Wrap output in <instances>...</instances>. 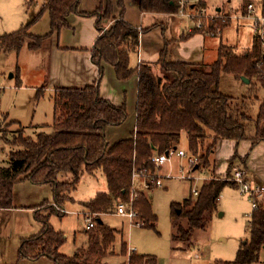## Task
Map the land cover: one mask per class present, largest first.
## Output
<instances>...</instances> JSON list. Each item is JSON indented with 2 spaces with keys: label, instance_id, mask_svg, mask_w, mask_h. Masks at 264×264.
<instances>
[{
  "label": "trees",
  "instance_id": "16d2710c",
  "mask_svg": "<svg viewBox=\"0 0 264 264\" xmlns=\"http://www.w3.org/2000/svg\"><path fill=\"white\" fill-rule=\"evenodd\" d=\"M132 1L141 13L177 15L179 8L178 0ZM80 2L25 0L26 9L37 5L38 11L18 30L0 36V53L19 52L26 40L29 51H39L54 34L69 26L68 17L71 14L95 16L100 32L102 22L111 18L112 1L105 0V6L93 13L79 12ZM117 5L122 9L119 18H114L112 25L99 35L91 50V60L99 68L96 81L80 89H55L51 97L52 131L49 134L40 132L34 139L24 137L23 131L14 135L8 143L20 149L9 153L7 166H0V210L12 208L13 187L18 182L48 185L53 193L52 204L59 207L64 201H72L70 194L76 190L84 173L92 176L101 173L107 191L99 192L92 199L79 204L93 217L95 228L86 230V246L67 256L59 252L65 242L63 233L50 227L49 215L41 216L35 213L34 208L36 220L42 228L38 235L20 240L18 261L47 258L52 264H107L106 258L113 255L117 232L102 222L98 223V220L104 214L113 213L117 202L129 201L133 170L145 173V181L151 180L156 172L151 158L177 150L183 136L189 153L199 161L197 168L200 162L208 167L209 158L222 140L233 141L236 145L248 140L252 144L264 143V128L261 125L264 121V101L259 106L253 125L254 134L249 138L247 131L251 117L237 104V99L220 91L222 74L243 77L250 83L256 77L264 88V59L257 42L253 41L251 48L240 54L235 53L232 46L220 44L215 61L206 64L171 60L169 42L165 41L155 67L147 63L131 67L130 55L137 52L142 31L123 19V0H118ZM204 7L203 2L197 5L200 9ZM45 13L49 17L48 32L43 36L31 35L29 29ZM227 20V16L223 22L216 19L208 28H222L227 25ZM203 32V29L196 31L198 34ZM103 65L113 68L118 83L126 84L133 78L137 80L133 131L127 138L113 143L107 141L106 131L120 127L126 121L127 112L124 103L114 105L100 94ZM40 91L37 90V99L42 96ZM237 156L234 152L228 161V175ZM239 158L244 166L247 155ZM227 182L212 178L201 185L194 199L190 197L182 203L170 205L176 233L181 240L189 238L195 229L208 227ZM131 203L136 212V220L132 224L154 229L157 217L145 194L138 193ZM180 220L186 221V230L181 227ZM247 231L248 240L240 243L235 260L226 264H251L257 261L259 251L264 246L263 203H259L256 210L252 209ZM120 253L125 256V244H121ZM121 264H156V261L130 253Z\"/></svg>",
  "mask_w": 264,
  "mask_h": 264
},
{
  "label": "rangeland",
  "instance_id": "374dc122",
  "mask_svg": "<svg viewBox=\"0 0 264 264\" xmlns=\"http://www.w3.org/2000/svg\"><path fill=\"white\" fill-rule=\"evenodd\" d=\"M11 1L17 2L14 4L17 12L14 22L7 18L8 3ZM23 1L0 0V36L18 30L29 22L30 16L38 11L39 6L37 5L26 9ZM117 1H113V7L115 14L118 12L119 15L122 9L117 5ZM126 1L123 0V14ZM200 1L205 4L204 9L195 6L187 11L193 16L191 20L180 16H177L176 19L182 23V27H190L191 31L188 33H191L190 35L198 34L196 33L197 29L204 30L202 33L205 37L203 63L209 64L215 61L217 48L220 44L232 46L237 54L243 53L251 47L253 32L247 21L227 20V25L222 28L216 26H213L211 30L208 28V25H211L216 19L223 22L225 13L239 11L248 0ZM100 3L99 7L105 6V0ZM217 8H220L219 12H215ZM20 23L22 24L20 25ZM106 29L104 26L101 31L104 32ZM48 30L49 17L45 13L39 21L31 26L29 33L33 36H43ZM52 43L53 37L44 43L39 51L33 52L28 50V41L26 40L19 52L0 53V166L2 167L7 166L9 153L20 149L17 145L8 143L14 135H19L23 131L24 137L34 139L40 132L49 134L52 131L53 103L46 91L47 83L44 81L46 79L40 69V63L48 54ZM132 62H134V58L131 60ZM252 87L254 90L250 91ZM37 90H42L40 91L42 96L38 99L36 98ZM220 91L226 96L237 99V104L251 117L247 133L248 137L252 138L258 109L264 101V88L260 86L256 77L252 78L251 83L245 84L241 78L222 74ZM125 97L127 98L129 117L121 129L130 130L134 109L133 84L128 86ZM261 125L264 128V121L261 122ZM227 141L229 140L218 142L214 153L209 158L208 167H204L200 162L199 168H195L188 174L193 167L190 169L187 163V156L190 153L183 136L178 149L185 152L186 158L172 156L168 163L158 169L157 173L162 177V187L155 188L151 184L147 188L143 182L138 186L139 191L143 189L142 192L150 203L153 214L157 217L154 229L135 226L130 218L121 217L115 212L101 216L105 226L117 232L113 245V251L115 250L116 254L107 257L105 263L120 264L122 258L124 259L130 253L129 249L140 254L154 255L157 264H221L234 261L240 243L249 238L247 225L252 206L250 200L243 196L239 188L233 184L235 172L242 170L239 158L241 156L238 155L239 157L234 158L230 174L228 175V171L226 172L228 158L235 145V142L232 141L234 144L232 145ZM240 146L238 153H240ZM166 175H170L171 178H165ZM181 175L193 177L196 180L191 182L187 179H180ZM212 178L229 182L221 191L216 205L217 210L211 215L208 229L195 234L196 245L194 247L176 250L177 243L174 242L176 225L171 217L170 205L182 203L190 197L194 199L195 196L191 193V189L197 187L199 191L201 185ZM106 191L105 178L101 173H96L93 176L84 173L76 190L70 194L74 202L64 201L59 207H55L52 204L53 193L48 185H34L29 181L16 183L13 187V207L0 210V264H52L47 258L31 261H18L17 259L20 240L36 236L41 231L42 225L36 220L34 208L37 211L35 213L41 216L49 215L48 224L53 230L66 235L65 242L59 249L61 254L71 256L80 247H85L88 240L85 217L92 216L79 204L88 201L98 192ZM61 210H65L67 213H63ZM122 243L127 244V246L125 245V256L120 253ZM258 260L259 262L255 261L251 264H264V247L260 250Z\"/></svg>",
  "mask_w": 264,
  "mask_h": 264
},
{
  "label": "crops",
  "instance_id": "0c3cea01",
  "mask_svg": "<svg viewBox=\"0 0 264 264\" xmlns=\"http://www.w3.org/2000/svg\"><path fill=\"white\" fill-rule=\"evenodd\" d=\"M102 1L103 0H81L78 6V10L79 12L93 13L99 8V6L101 5V3L99 4V2ZM113 1L114 0H112V4ZM15 2L16 1L9 2V7L7 9V18L12 22H14V18L17 15L15 9L16 6L14 8ZM23 2H25V0ZM113 6V13L111 15V18L107 21L102 22V26H105V28H108L112 25L114 18H119L118 12L117 14H115V9ZM17 8H19L18 5ZM219 11L220 8H217L215 12ZM230 13L233 12H229L227 14ZM122 17L128 24L142 31L139 36L137 52L135 54L130 55L131 67H136L139 63H147L155 67L159 59L160 53L165 45V41L169 42L168 51L169 58L171 60L177 62L203 63L205 37L202 34H188L191 31L189 29L190 27H182V23H180V21L176 19L177 15L163 13H141L132 0H127L125 12ZM21 24L22 23H20V25ZM68 24L69 26L67 28L60 30L57 34H54L52 36L53 43L51 44L50 50L43 59V61H41L40 63V69H42L43 71L42 75L46 79L44 81L47 83L46 91L49 93L50 97H52L51 94H53L54 90L57 88H84L88 85L93 84V82L96 81L99 76V68L94 65L91 60V50L94 47L97 38L101 34V31L99 32V28L97 27L96 18L90 15L81 16L79 14H71L68 17ZM184 36L187 37L183 38L182 40H179L181 37ZM252 38L253 43L254 37L252 36ZM133 58L134 62L131 63V60H133ZM136 82V78H133L126 84L118 83L115 79L113 68L109 65H103L102 78L99 84V92L105 99L109 100L114 105H121L122 103H124L128 118L129 111L127 108V98L125 97V95L127 94L128 86L130 84H133V105L135 108ZM134 117L135 114L133 109V122L130 130L121 129L122 125L126 121L120 127L108 129L106 131L107 141L113 143L115 141L127 138L131 131H133ZM227 142L234 145L232 141ZM241 143H239L238 145H234L233 152L232 154H230L228 159L233 156L234 152L241 156V158L247 155L244 166L241 165L245 179L252 184H257L259 186L264 187V143L260 142L257 144H252L251 141L248 140L244 141L243 145L240 146ZM239 146L240 153H238ZM248 146L251 147L249 148ZM227 168L228 167L226 166V172ZM226 172L224 173V175L226 174ZM191 182L193 181L191 180ZM138 186L139 184L137 185L138 193L141 192L144 194V192H142L143 189H140L139 191ZM121 202L123 203V201H119L116 203V205ZM124 203L126 202L124 201ZM116 205L113 212H115ZM219 214L221 215V213ZM100 220L102 223H104L102 218ZM179 222L181 227L186 230V221L180 220ZM174 223L176 225L175 221ZM207 229L208 227L204 229L193 230L191 236L185 241L181 240L176 233V235H174V242L177 243V247L175 249L185 250L194 247L196 245L194 238L195 234L202 231L205 232L207 231ZM65 236L66 235L63 233V238ZM122 244H125L127 246L126 243ZM134 253L154 258L157 264V259L154 255L140 254L136 251ZM115 254L116 253L114 250L113 255ZM258 259L257 262H259ZM145 260H147V258H145ZM124 261H126V257L124 259L122 258L120 264Z\"/></svg>",
  "mask_w": 264,
  "mask_h": 264
},
{
  "label": "built area",
  "instance_id": "2783aa9c",
  "mask_svg": "<svg viewBox=\"0 0 264 264\" xmlns=\"http://www.w3.org/2000/svg\"><path fill=\"white\" fill-rule=\"evenodd\" d=\"M201 2L200 0H178L179 8L177 12V16L181 18H188L191 20V14L187 11L191 10L193 7L197 6ZM229 18V21H247L250 23L252 28L254 41L257 42L260 47L261 53L264 59V0L258 1H247L239 11H234L233 13L227 14L225 13L224 17ZM102 32V31H101ZM264 75V71H263ZM176 156L179 158H186V154L183 150H170L165 154L154 155L151 158V162L154 165L156 172L155 175L151 178V180L145 181V173L142 171H134L132 172V187L130 192V201L126 203H118L116 205L115 214L121 217H128L134 222L136 220V212L133 210L131 206L132 200L138 195L137 185L142 182L146 185L147 188L150 187L151 184L154 185L155 188L162 187V177H160L157 173L158 169L162 167L164 164L170 161V157ZM187 163L189 168L191 169L188 174L194 171L197 167L198 160L197 158L190 154L187 156ZM191 176V175H190ZM165 178H171L170 175ZM180 179L187 180H196V178H191L189 176L184 177L181 175ZM147 181L149 184H147ZM233 184L239 188L240 193L250 200L251 206L253 210H256L259 203L264 204V187L259 186L257 184H252L248 182L245 177L243 171H236L233 177ZM197 187H193L191 189V193L196 197L198 195ZM63 213H67L65 210H61ZM134 220V221H133ZM86 230H91L95 228V220L92 217L86 216ZM138 226V225H137ZM130 253H134L135 250L129 249ZM226 264V263H221Z\"/></svg>",
  "mask_w": 264,
  "mask_h": 264
},
{
  "label": "water",
  "instance_id": "95a60500",
  "mask_svg": "<svg viewBox=\"0 0 264 264\" xmlns=\"http://www.w3.org/2000/svg\"><path fill=\"white\" fill-rule=\"evenodd\" d=\"M241 80L243 81V83L249 84V80L248 79L242 77ZM98 223H101V220H98Z\"/></svg>",
  "mask_w": 264,
  "mask_h": 264
}]
</instances>
